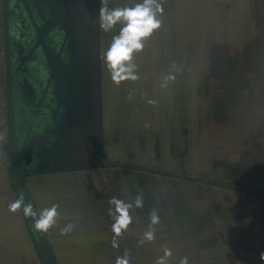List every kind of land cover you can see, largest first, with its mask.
<instances>
[{
  "label": "trees",
  "instance_id": "trees-1",
  "mask_svg": "<svg viewBox=\"0 0 264 264\" xmlns=\"http://www.w3.org/2000/svg\"><path fill=\"white\" fill-rule=\"evenodd\" d=\"M139 2L141 0H111L109 6L132 7ZM161 19L162 27L146 41L144 50L134 56L140 79L119 86L111 81L103 54L112 37L118 34L120 25L107 33L101 28L105 144L100 154L106 155V162L120 161L167 171L173 166L183 172L197 167L202 174H211L215 169L218 173L228 167L229 179L234 181L232 175L237 174L234 168L239 166L234 160L242 150L245 169L238 181L249 187L258 183L257 176L264 181V0H164ZM1 49L0 33V54ZM174 64L179 71L173 69ZM170 73L176 75L175 81L161 88L162 78ZM213 87L217 91H211ZM149 100L156 104H149ZM229 109H236L237 113L234 115ZM0 112L4 115L3 109ZM209 124L231 125L237 137L223 136L219 142L209 134L207 142L202 131L205 132ZM104 170L27 179L38 213L53 204L59 205L56 201L77 202L74 209L69 204L59 205L57 227L47 233L57 259L63 255L64 246L73 256L74 245L81 250L88 244L112 243L113 236L91 237L96 228L90 221L94 216L79 209L84 204L82 198L89 197L77 183L79 176ZM122 170L135 175L128 181L131 188L144 180L148 200L156 196V186H162L161 178L156 175ZM176 182L179 186H173L172 193H182L185 181ZM146 208L149 212V207ZM64 216L77 221L70 222L74 225L71 233L61 235L60 229L67 225ZM83 217L89 223L81 229L82 224H77ZM80 229L89 236L80 235ZM118 243L123 244L124 238L119 237ZM31 251V246L20 239L0 236V261L21 263L22 257ZM58 262L64 264L60 259Z\"/></svg>",
  "mask_w": 264,
  "mask_h": 264
},
{
  "label": "water",
  "instance_id": "water-1",
  "mask_svg": "<svg viewBox=\"0 0 264 264\" xmlns=\"http://www.w3.org/2000/svg\"><path fill=\"white\" fill-rule=\"evenodd\" d=\"M14 1L24 9L23 20L33 30L31 48L40 47L45 55L46 66L49 67L54 80L53 94L57 102L56 108L51 110L53 118L50 123L46 127L43 125L39 131L41 135L47 132L51 135L49 145L44 143L41 149L52 168L42 169L39 163L33 168H25L22 163L24 152L17 146L15 109L10 89L11 79H9L7 21L11 0H2L7 85L8 175L15 199L23 195L24 203L21 210H18V216L20 224L24 223L26 237L20 241L31 246L33 251L30 254L33 255L35 262L59 264L47 234L35 228L34 217L39 213L26 180L30 176L119 168L200 184L204 190L203 194L197 196L198 199L217 189L214 194L220 193L221 197H229L238 204L242 202L239 206L244 208L247 205L243 203L248 204L256 197H264V190L246 185L220 183L120 161L97 162V156L102 152L105 144L100 0ZM58 35L61 40L57 43L53 38ZM54 122H56L55 126ZM34 154L36 158L40 155L37 152ZM191 185L189 183L188 187L190 188ZM224 190L230 193L221 192ZM182 199L186 202L193 201L192 197H182ZM28 204L32 205V216L23 213V208Z\"/></svg>",
  "mask_w": 264,
  "mask_h": 264
},
{
  "label": "crops",
  "instance_id": "crops-1",
  "mask_svg": "<svg viewBox=\"0 0 264 264\" xmlns=\"http://www.w3.org/2000/svg\"><path fill=\"white\" fill-rule=\"evenodd\" d=\"M202 135L204 136L203 139L208 142L210 135H208L207 129L205 132L202 131ZM239 135L241 137L240 133ZM206 153L208 154V151ZM236 157L239 158L235 159L234 162L239 166L234 168V174H237L232 175L235 183L240 180V176H243L245 169V165H242L244 164L241 158L244 157L242 150ZM108 171L110 177L121 181L122 187L120 189L105 186L104 190L96 186L93 190L83 182V178H86L87 175L95 176L100 172L79 176L78 178L77 183L81 185L82 193L89 196L88 198L86 196L82 198L84 204H81L79 209L86 214L88 212L91 215L93 214L92 217L94 216L90 221L96 228L91 237L114 235L111 230L114 220L109 215V209L113 207L109 201L113 197L130 202L135 199L137 194L142 193L144 205L142 208L131 210L134 217L133 223L129 230L121 236L124 238V243L119 244L118 248H114L112 243L109 245L98 243L97 245L88 244L79 250L77 245H74L72 251L74 255L71 256V250L66 249L64 246L61 249L63 255L57 259H60L62 263L116 264V258L128 252L130 264H155L156 259L163 255V250L167 247L172 252L169 264H180L181 258L185 256L188 257L189 264H264V259H261L262 254H264L263 198H254L248 204L243 203L247 205L244 208L239 206L242 205V202L238 204L229 197H221L220 193L218 195L214 192L206 194L204 198L193 199L191 202H186L182 198L179 200L164 198L162 200L160 195L148 200L143 191L144 180L139 186L135 184L131 188L128 181L135 177L134 174H129L122 169ZM221 175L227 176L221 178L224 181L230 180L231 173L228 171V167L221 170ZM262 176H264V171ZM261 179L257 176L258 183L251 188L263 189L264 181L262 177ZM240 183L248 186L244 182ZM39 199H41V194ZM14 200L15 197L8 175L6 141H4L0 144V236L24 239L26 230L20 224L18 211L15 213L9 211L8 206ZM56 202L59 205H72V209H74L73 205L77 204L74 201ZM177 205L178 208L180 207L181 221L177 219V212L174 211ZM146 206L149 207V212H147ZM185 208L188 210V214L183 211ZM153 209L158 210L160 217V223L155 226L156 238L153 242L140 244L139 241L142 239L143 234L149 229L150 212ZM63 220L66 224L70 222L75 224L77 221V219L71 221L70 217L66 216ZM87 223L89 221L83 217L78 219L77 225L82 224L81 229H84ZM81 229L80 235L89 236L85 230V233H82ZM66 246L69 247L68 244ZM22 258L21 263L1 260L0 264H38L33 260L32 254H26Z\"/></svg>",
  "mask_w": 264,
  "mask_h": 264
},
{
  "label": "clouds",
  "instance_id": "clouds-1",
  "mask_svg": "<svg viewBox=\"0 0 264 264\" xmlns=\"http://www.w3.org/2000/svg\"><path fill=\"white\" fill-rule=\"evenodd\" d=\"M111 0H100L99 20L100 27L104 32L113 31L117 25H120L117 35L112 37L110 46L103 54V60L107 71L109 72L111 81L119 86L120 84L131 81L136 82L140 79L138 66L134 63V56L144 50L146 41L158 31L163 24L161 19L164 12V0H141L132 7H110ZM173 69L179 71L176 65H172ZM175 74L165 75L161 83V88H167L169 81H175ZM149 104H156V101L149 100ZM5 141V136L0 134V144ZM24 203L23 195L15 199L9 204V211L15 213L21 210ZM111 207L109 215L113 218L114 223L111 230L114 233L112 246L119 247L118 238L127 232L133 223L134 217L131 214L133 208H142L144 205L143 194L139 193L135 199L126 202L123 199L113 197L109 201ZM59 205L53 204L51 207L44 208L38 216L34 217L35 228L42 233H49L50 230L57 227V220L60 216L58 211ZM23 213L26 216L33 215L32 205L28 204L23 208ZM160 223L158 210L153 209L150 212L149 229L143 234L140 244L145 242H153L155 236V226ZM74 230V225L68 223L60 229L61 235H66ZM172 252L165 247L163 255L158 257L155 264H169ZM261 259H264L262 254ZM116 264H130L129 253L116 258ZM180 264H189L188 257H183Z\"/></svg>",
  "mask_w": 264,
  "mask_h": 264
},
{
  "label": "flooded vegetation",
  "instance_id": "flooded-vegetation-1",
  "mask_svg": "<svg viewBox=\"0 0 264 264\" xmlns=\"http://www.w3.org/2000/svg\"><path fill=\"white\" fill-rule=\"evenodd\" d=\"M0 10V33L2 35V49L0 54V67L2 68L0 72V110H4V115H2L0 112V132H3L5 136L6 147L8 148L6 134L7 85L3 39L4 24L2 22V0H0ZM24 14V9L21 7V5L18 3L16 4L14 0H11L7 21V30L9 33L8 58L10 67L9 79H11L10 89L12 102L15 109V133L17 138V146L22 152H24L22 156V163L25 168H33L37 163H39V166L42 169H49L52 168V166H50L48 163L49 160L46 158V154L43 153L41 145L43 146L44 143L49 145L51 142V135L49 132L41 135L39 131H41L43 125L46 127L50 123L51 119L53 118L51 110L55 109L57 106V102L55 101V96L53 94L54 80L51 77L49 67L46 66L45 55L43 54L40 47L34 49L31 48L33 30L31 26L23 20ZM53 39L58 43L60 42L61 37L58 35L54 36ZM55 124L56 122L53 123L54 126ZM34 152L40 153L38 158H36ZM154 169L163 170L158 168ZM93 171L97 170L75 171V173H87ZM167 172L194 176L204 178L206 180H212L220 183L223 182L237 186L244 185L240 182L235 183L232 180L224 181L220 177H215L214 174L216 169L211 174H202L203 172L201 169L197 167H193L192 169L189 167L187 170L181 173L174 172L172 170ZM28 178H26V180Z\"/></svg>",
  "mask_w": 264,
  "mask_h": 264
},
{
  "label": "rangeland",
  "instance_id": "rangeland-1",
  "mask_svg": "<svg viewBox=\"0 0 264 264\" xmlns=\"http://www.w3.org/2000/svg\"><path fill=\"white\" fill-rule=\"evenodd\" d=\"M210 90L211 91H217L216 87L210 88ZM228 106H230V108L233 107V105H228ZM229 111L230 112L233 111L234 115L237 113L236 109L235 110L229 109ZM214 127H216V128H214ZM209 128L211 131L209 130ZM206 129L208 130V135L210 134L213 137H216L219 140V142H221V137H223V136L227 137V138L232 137V136L237 137L236 129L234 127H232L231 125H228V124H224L222 127L209 124L208 126H206ZM193 137H195V134H193ZM254 140H256V139L254 138ZM218 150L219 151L221 150V143L218 147ZM98 156L99 157H97V162L100 161V162L104 163V161L106 159V155L105 154H99ZM85 167L86 168L88 167V163L85 165ZM113 169L114 168L106 169L104 171H101L98 175H95V176L87 175L86 178H83V180H84L83 182L86 183V185L88 187L93 188V190L96 186H99L100 187L99 189H104L105 186H107L109 188L120 189L122 187L121 181L118 179H114V178L110 177V175H109L110 173L108 170H113ZM171 170L174 172H179V173L183 172L182 170H178V169L174 168V166H173V168H171ZM197 173H199V172H197ZM214 175H215V177H220V178L227 177V176L221 175V172H219V170H218V173L215 172ZM157 177H159V176H157ZM160 178L162 180V186H160V188L158 186H156L154 193L156 194V196L160 195L162 200H164L165 197L171 199L173 197L177 198L178 196L189 197V198L192 197V200H193V199L198 198L197 196H200V194H203L204 187H202V185L196 184V183H191L194 185H192L189 188L188 184L190 182H185V184L182 186V189H183L182 193L181 192L172 193V187L175 185L179 186V183L176 182L178 180H173V179L168 178V177H160ZM58 179H60V178H58ZM169 181H171L173 185H171V183ZM167 185H169V186H167ZM180 185H181V183H180ZM146 189L148 191L149 188L147 187ZM143 191L145 192L146 190L143 189ZM206 193H208V192H206ZM33 197H34V195H33ZM179 208L177 205V208H175V210H174L177 212V219L178 220H180L182 218L181 211L179 210ZM183 211L186 214H188V210L186 208ZM13 239L17 240V238H13Z\"/></svg>",
  "mask_w": 264,
  "mask_h": 264
}]
</instances>
